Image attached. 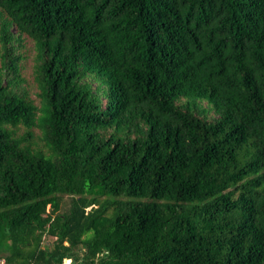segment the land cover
I'll list each match as a JSON object with an SVG mask.
<instances>
[{
    "label": "trees",
    "instance_id": "obj_1",
    "mask_svg": "<svg viewBox=\"0 0 264 264\" xmlns=\"http://www.w3.org/2000/svg\"><path fill=\"white\" fill-rule=\"evenodd\" d=\"M0 259L264 264V0H0Z\"/></svg>",
    "mask_w": 264,
    "mask_h": 264
},
{
    "label": "rangeland",
    "instance_id": "obj_2",
    "mask_svg": "<svg viewBox=\"0 0 264 264\" xmlns=\"http://www.w3.org/2000/svg\"><path fill=\"white\" fill-rule=\"evenodd\" d=\"M19 53L21 55L20 60V74L23 78V83L25 84L26 88L28 89L29 96L34 100L35 103H38V87L34 80V58H35V48L34 43L31 38L24 35L22 37L21 45L18 48ZM23 128L20 127L18 130V133H22ZM35 133L37 134V130H35ZM35 140L38 144L39 140L37 139V136L35 137ZM54 238L49 237L45 238L43 245L50 246L51 242Z\"/></svg>",
    "mask_w": 264,
    "mask_h": 264
},
{
    "label": "built area",
    "instance_id": "obj_3",
    "mask_svg": "<svg viewBox=\"0 0 264 264\" xmlns=\"http://www.w3.org/2000/svg\"><path fill=\"white\" fill-rule=\"evenodd\" d=\"M70 259H65L64 264H69ZM0 264H7L3 259H0Z\"/></svg>",
    "mask_w": 264,
    "mask_h": 264
}]
</instances>
